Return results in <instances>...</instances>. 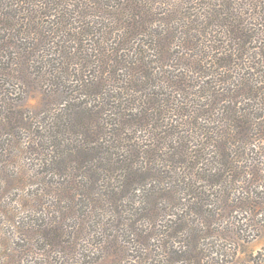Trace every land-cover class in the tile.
<instances>
[{
  "label": "trees",
  "instance_id": "1",
  "mask_svg": "<svg viewBox=\"0 0 264 264\" xmlns=\"http://www.w3.org/2000/svg\"><path fill=\"white\" fill-rule=\"evenodd\" d=\"M258 236L264 0H0V264H234Z\"/></svg>",
  "mask_w": 264,
  "mask_h": 264
},
{
  "label": "rangeland",
  "instance_id": "2",
  "mask_svg": "<svg viewBox=\"0 0 264 264\" xmlns=\"http://www.w3.org/2000/svg\"><path fill=\"white\" fill-rule=\"evenodd\" d=\"M24 103L31 109L38 110L42 108L44 104L43 94L41 91L33 89L27 93ZM4 231L6 230L4 229ZM8 235L9 232H7L6 236ZM238 250H240L241 253L238 252V254H236L234 264H264V236H258L251 241L243 243ZM25 264L34 263L29 261L25 262Z\"/></svg>",
  "mask_w": 264,
  "mask_h": 264
}]
</instances>
